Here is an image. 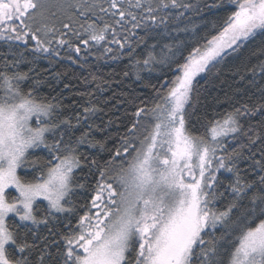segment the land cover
I'll return each instance as SVG.
<instances>
[{"label":"snow or ice","instance_id":"1","mask_svg":"<svg viewBox=\"0 0 264 264\" xmlns=\"http://www.w3.org/2000/svg\"><path fill=\"white\" fill-rule=\"evenodd\" d=\"M228 3L234 10L220 23L212 22L187 46V54L185 42L179 41L164 45L159 56L149 51L134 61L137 79L141 66L152 71L151 66L162 65L172 75L152 86L151 102L136 105L103 163L79 150L82 145L106 150L103 141L91 138L93 130H101L90 123L100 109L84 107L75 114V124L70 118L53 122L60 102L22 87L30 78L19 70L29 62L24 52L10 50L4 56L0 264H264V175L257 183L243 178L239 168L244 151L254 157L252 149L259 143L254 167L264 173V133L246 129L242 122L257 113L264 116V89L261 102H238L204 120L202 131L190 120L198 102L197 78L210 77L227 55L258 35L264 37V0ZM194 7L185 0H0V40L32 44L31 52L49 56H60L66 48L74 63L73 53L78 58L83 52L86 59L93 47L118 59L117 50L128 49L130 56L135 51L130 38L136 29H167L169 19L184 14L172 17L167 10ZM253 55L264 57V46ZM258 66L264 72V62ZM81 125L85 130L73 140L72 130ZM240 137L247 143L229 151L228 142ZM36 149L47 150V157L30 160ZM29 167L39 175L27 179L18 173ZM83 169L95 179L78 213L72 197L85 188L77 179ZM41 201L46 202L44 214ZM220 201H226L222 209ZM57 214L67 220L63 232L49 229L58 239L45 237L42 246L35 239L29 242L28 233L35 237L39 225L58 222Z\"/></svg>","mask_w":264,"mask_h":264},{"label":"trees","instance_id":"2","mask_svg":"<svg viewBox=\"0 0 264 264\" xmlns=\"http://www.w3.org/2000/svg\"><path fill=\"white\" fill-rule=\"evenodd\" d=\"M185 2L195 7L189 11L184 9L167 10L172 17H175L179 12L184 13L179 19H169L167 29L164 28V25L136 29L137 35L130 38L132 48L135 49L131 56L128 54V49L123 52L117 50L119 58L111 59V54L103 55L101 49L93 47L86 59L83 52L78 58L73 53L76 60L74 63L67 58L68 50L66 48L60 49V56H49L47 53L31 52L32 44L25 46L20 42L0 40V70L3 68V58L10 50L24 52L26 60L30 63L21 64L19 70L29 72L30 78L23 83L22 87L25 91L31 88L38 98H55L54 103L60 102L61 107L53 116V122L58 123L61 119L70 118L75 124V114L82 112L84 107L95 105L100 109L91 118L90 123L99 126L101 130H93L91 138L103 141L106 150L102 151L99 147L89 148L87 145L80 146L79 150L89 159L95 158L103 163L110 156L107 149L117 145L120 136L125 133L136 105L141 100L151 102L154 95L152 86L158 87L165 75L169 78L172 75L162 65L151 66L154 69L152 71L141 66L140 79H137V69L133 67L134 61L143 60L149 51H154L159 56L164 45H175L179 41L185 42V54H187V46L203 36L211 27L212 22L220 23L234 10L228 0H185ZM197 7L199 11L196 10ZM133 11L139 10L133 9ZM184 28H187L188 31L178 30ZM193 28L196 29L195 32L192 31ZM17 45L19 46L17 47ZM152 45H156V47L152 49ZM261 46H264V37L258 35L254 40L246 42L239 52L227 55L210 77L202 75L197 78L199 80L198 102L190 110L192 113L190 120L198 130H203L201 124L204 120L211 119L216 113L231 110L233 105L239 106V103L251 105L261 102L260 90L264 89V72L258 65L264 62V57L253 55V52ZM53 47L56 45L53 44ZM111 47L116 48L115 45H111ZM8 58L12 57L9 55ZM253 69H255V73H253ZM125 72L128 73L127 76L124 75ZM35 81H39V83L36 84ZM109 120L112 121L110 125L108 124ZM242 122L246 129L252 127L255 131L264 133V116L259 113L245 117ZM84 130V125L73 129L72 139L74 140ZM68 138V135H65V140ZM53 139L50 136L49 142ZM240 143H247V141L244 137H240L238 141L230 140L228 142L229 151L238 148ZM259 147V143L253 147L252 151L256 154L252 158H248L251 153L245 150L244 157L239 161L241 176L257 183L259 176L264 175L254 167V160L260 159V152L257 151ZM44 157H47V150L36 149L29 159ZM18 173L27 179L39 175L36 169L30 167L19 169ZM77 179L78 182L85 184V188L78 189L72 197L79 213L82 211L81 206L87 204L90 198V188L95 177L88 175V169H83V171H77ZM40 203V214H44L46 205ZM225 203L226 201H220L217 207L222 209ZM57 216L58 222L54 221L50 222L48 226L39 225L36 227L34 229L35 237L29 232L27 235L29 242L35 239L36 244L42 246L45 237L49 241L54 238L58 239V237L50 235L49 229L52 232L57 230L63 232L67 220L61 214H57ZM70 218L75 223L76 215L73 214ZM52 251L55 249L53 248ZM35 256L36 253H34V258Z\"/></svg>","mask_w":264,"mask_h":264},{"label":"rangeland","instance_id":"3","mask_svg":"<svg viewBox=\"0 0 264 264\" xmlns=\"http://www.w3.org/2000/svg\"><path fill=\"white\" fill-rule=\"evenodd\" d=\"M199 78V77H198ZM33 122L35 123V118H33ZM31 151V150H30ZM10 191H12L13 192V194H15V191L14 190H10ZM42 203H44L45 205H46V202H44V201H41Z\"/></svg>","mask_w":264,"mask_h":264}]
</instances>
